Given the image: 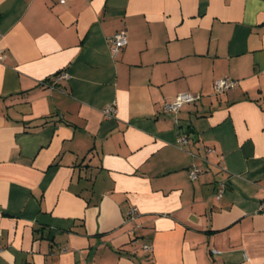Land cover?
<instances>
[{"label": "crops", "instance_id": "1", "mask_svg": "<svg viewBox=\"0 0 264 264\" xmlns=\"http://www.w3.org/2000/svg\"><path fill=\"white\" fill-rule=\"evenodd\" d=\"M0 35V264H264V0H0Z\"/></svg>", "mask_w": 264, "mask_h": 264}, {"label": "built area", "instance_id": "2", "mask_svg": "<svg viewBox=\"0 0 264 264\" xmlns=\"http://www.w3.org/2000/svg\"><path fill=\"white\" fill-rule=\"evenodd\" d=\"M60 4H66L70 0H57ZM1 37V35H0ZM110 50L112 52L113 56H116L119 54V52L122 50L124 46L128 44L129 38L127 30L122 29L116 32L110 39ZM5 58V54L2 49H0V60H3ZM68 77V74L66 72H60L59 74H56L54 77L53 84H57L59 80L65 79ZM238 85V81L230 78V77H223L219 78L214 82V89L216 93H223L229 89L235 88ZM198 98H200V94H196L193 92H182L174 96L170 100H165L162 104V108L165 112L170 113L172 115H177L180 111L181 107L185 104L191 103L196 101ZM104 114L107 116H113L116 114V104L110 103L104 108ZM189 144V135L187 133H183L180 135L178 139V146L181 149H184L185 146ZM201 172V169L198 166H192L190 169V177L192 180H195ZM262 209H264V200L261 204ZM140 213L137 209V207L133 206L131 207L127 212L128 220L135 221L139 217ZM142 248L146 251H149L152 249V245L150 243H145L142 245ZM216 253L217 250H214Z\"/></svg>", "mask_w": 264, "mask_h": 264}, {"label": "trees", "instance_id": "3", "mask_svg": "<svg viewBox=\"0 0 264 264\" xmlns=\"http://www.w3.org/2000/svg\"><path fill=\"white\" fill-rule=\"evenodd\" d=\"M61 72V71H60ZM60 72L56 73V74H59Z\"/></svg>", "mask_w": 264, "mask_h": 264}]
</instances>
